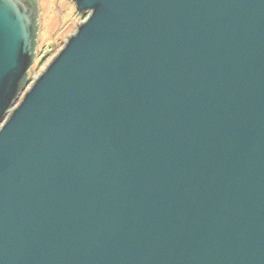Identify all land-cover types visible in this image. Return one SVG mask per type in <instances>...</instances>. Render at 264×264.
<instances>
[{"label":"water","instance_id":"1","mask_svg":"<svg viewBox=\"0 0 264 264\" xmlns=\"http://www.w3.org/2000/svg\"><path fill=\"white\" fill-rule=\"evenodd\" d=\"M72 1L12 107L37 8L0 0V264H264V0Z\"/></svg>","mask_w":264,"mask_h":264},{"label":"rangeland","instance_id":"2","mask_svg":"<svg viewBox=\"0 0 264 264\" xmlns=\"http://www.w3.org/2000/svg\"><path fill=\"white\" fill-rule=\"evenodd\" d=\"M36 8L35 53L26 71L24 86L12 107L20 101L23 93L66 43L68 36L76 32L89 14L78 13L72 0H36Z\"/></svg>","mask_w":264,"mask_h":264},{"label":"trees","instance_id":"3","mask_svg":"<svg viewBox=\"0 0 264 264\" xmlns=\"http://www.w3.org/2000/svg\"><path fill=\"white\" fill-rule=\"evenodd\" d=\"M28 1H32L33 2V0H28ZM35 31H36V26H35V24H34V28H33V51H34V49H35ZM34 54V53H33ZM26 76H27V74H25L23 77H22V79L20 80V88H21V86L25 83V80H26Z\"/></svg>","mask_w":264,"mask_h":264},{"label":"flooded vegetation","instance_id":"4","mask_svg":"<svg viewBox=\"0 0 264 264\" xmlns=\"http://www.w3.org/2000/svg\"><path fill=\"white\" fill-rule=\"evenodd\" d=\"M34 24H35V22H34Z\"/></svg>","mask_w":264,"mask_h":264}]
</instances>
